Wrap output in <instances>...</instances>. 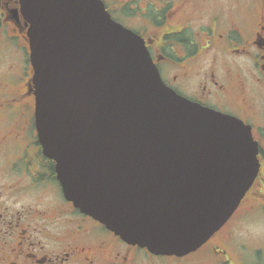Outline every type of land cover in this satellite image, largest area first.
<instances>
[{"label":"water","instance_id":"water-1","mask_svg":"<svg viewBox=\"0 0 264 264\" xmlns=\"http://www.w3.org/2000/svg\"><path fill=\"white\" fill-rule=\"evenodd\" d=\"M21 1L38 137L66 199L154 253L200 247L257 176L251 127L167 86L103 0Z\"/></svg>","mask_w":264,"mask_h":264},{"label":"flooded vegetation","instance_id":"flooded-vegetation-1","mask_svg":"<svg viewBox=\"0 0 264 264\" xmlns=\"http://www.w3.org/2000/svg\"><path fill=\"white\" fill-rule=\"evenodd\" d=\"M114 7L144 37L168 86L252 127L259 174L229 221L182 255L153 253L81 212L64 197L37 137L21 1L0 0L2 31L27 53L25 68L11 60L0 76V264H251L233 221L245 203L264 215V0H115Z\"/></svg>","mask_w":264,"mask_h":264},{"label":"rangeland","instance_id":"rangeland-1","mask_svg":"<svg viewBox=\"0 0 264 264\" xmlns=\"http://www.w3.org/2000/svg\"><path fill=\"white\" fill-rule=\"evenodd\" d=\"M106 2L113 11L114 17L118 20L121 18L120 21H125L127 24L131 23L127 18L121 16L119 12L116 11V8L114 7L115 0H106ZM17 41V38L7 37L2 31V26H0V52L5 49L4 56L0 57V76L7 72L11 60L21 68L27 66L25 49L20 48ZM247 209V203H245L233 221V225H236V241L248 246L247 248H249V260L251 264H253L255 259L257 260L259 258L261 259L259 264H264V250H262L260 254L255 253L257 249L264 245V215L257 212L248 213Z\"/></svg>","mask_w":264,"mask_h":264}]
</instances>
